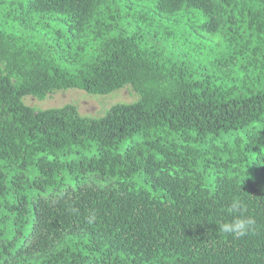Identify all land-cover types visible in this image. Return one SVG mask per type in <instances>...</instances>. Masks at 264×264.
I'll return each instance as SVG.
<instances>
[{"label": "trees", "instance_id": "1", "mask_svg": "<svg viewBox=\"0 0 264 264\" xmlns=\"http://www.w3.org/2000/svg\"><path fill=\"white\" fill-rule=\"evenodd\" d=\"M199 13L197 66L163 37ZM0 264H264V0H0Z\"/></svg>", "mask_w": 264, "mask_h": 264}, {"label": "rangeland", "instance_id": "2", "mask_svg": "<svg viewBox=\"0 0 264 264\" xmlns=\"http://www.w3.org/2000/svg\"><path fill=\"white\" fill-rule=\"evenodd\" d=\"M124 12H126V10ZM131 13L132 15L135 14L134 11ZM198 15L201 18L199 16H197L196 18L187 17L183 20L179 18L180 19V20L178 19L179 28H174V30L169 28L168 31L170 35L165 34L169 38H165V36L163 37L164 40L169 41L170 45H175L179 41V45L176 44V49H175L176 53H178L181 58H184V55H186L187 58L191 60L192 62H194L197 66H198L197 58L195 57L192 51H187V49H192L194 52H196V50L202 44V46H204V50L202 54V55H205L204 58L212 57L214 55L212 52H215L214 48L210 44V38L208 37L210 35L207 33L201 32V29H200L201 25L207 22V19L202 13L201 14L199 13ZM182 26L183 27L187 26L191 28L189 36L185 35V37L182 38L181 30H180ZM154 27L155 26H153V28ZM146 31L148 32L151 30L149 28V29H146ZM162 36H163L162 32L158 31L157 38L155 41L159 40L158 38H162ZM216 38L219 40L213 39V38H211V40H214L216 43L224 42L222 37H216ZM164 42L165 41H163V43ZM164 49L165 47H163L162 50ZM225 50H226L225 47L224 49L222 48V53H224ZM202 61L203 59L201 60L200 63L205 64L206 61L204 62ZM215 69L221 70L222 68L215 67ZM138 99L139 97L137 93L133 90V88L131 86H127L107 96L90 95L86 93L85 91L77 90V89H65V90H58V91L51 93L44 100H40L34 96H26L23 99V102L26 106L37 109V110H48V109L64 107L66 105H72L78 109L79 113L82 116L90 117V118H97V117L104 116L107 113V111L115 105L131 104V103L136 102Z\"/></svg>", "mask_w": 264, "mask_h": 264}, {"label": "clouds", "instance_id": "3", "mask_svg": "<svg viewBox=\"0 0 264 264\" xmlns=\"http://www.w3.org/2000/svg\"><path fill=\"white\" fill-rule=\"evenodd\" d=\"M244 208L240 198H233L230 206V212H240ZM255 221L250 216L239 215L233 218L231 221L223 222L219 225V231L231 235L235 238L246 236L252 229Z\"/></svg>", "mask_w": 264, "mask_h": 264}]
</instances>
